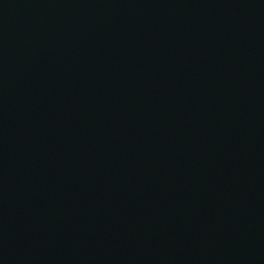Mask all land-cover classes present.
Returning a JSON list of instances; mask_svg holds the SVG:
<instances>
[{
	"label": "water",
	"instance_id": "95a60500",
	"mask_svg": "<svg viewBox=\"0 0 264 264\" xmlns=\"http://www.w3.org/2000/svg\"><path fill=\"white\" fill-rule=\"evenodd\" d=\"M0 264H264V0H0Z\"/></svg>",
	"mask_w": 264,
	"mask_h": 264
}]
</instances>
